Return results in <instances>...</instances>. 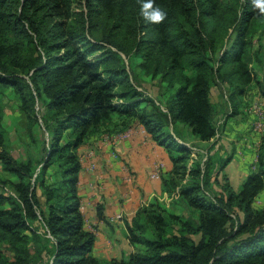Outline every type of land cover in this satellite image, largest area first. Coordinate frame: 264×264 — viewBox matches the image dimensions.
Masks as SVG:
<instances>
[{
  "label": "trees",
  "instance_id": "1",
  "mask_svg": "<svg viewBox=\"0 0 264 264\" xmlns=\"http://www.w3.org/2000/svg\"><path fill=\"white\" fill-rule=\"evenodd\" d=\"M144 2L86 0L85 13L72 0H0V88L15 90L31 125L42 102L51 137L36 174L33 162L10 153L0 113V163L17 181L0 177V188L13 192L0 190V242L13 255L7 260L0 251V264H264V207L255 208L264 192V155L238 191L225 174L213 197L205 187L233 154L194 161L167 130L180 122L201 142L217 138L214 82L229 85V117L239 114L246 88L259 81L254 64L264 62L262 46L253 50L264 14L253 0H154L167 15L149 23L140 14ZM99 29L103 38H89ZM132 75L160 78L164 103L140 91ZM115 115L134 118L168 149L173 169L162 177L164 191L193 214H174L158 201L141 208L127 225L135 252L100 261L80 209L77 150ZM54 164L62 171L50 184ZM98 216L104 220L102 206ZM43 234L47 243L33 254Z\"/></svg>",
  "mask_w": 264,
  "mask_h": 264
},
{
  "label": "crops",
  "instance_id": "2",
  "mask_svg": "<svg viewBox=\"0 0 264 264\" xmlns=\"http://www.w3.org/2000/svg\"><path fill=\"white\" fill-rule=\"evenodd\" d=\"M139 81L147 86L146 76H139ZM143 86L139 90L154 99ZM226 117L225 126L217 139L228 150V146H232L234 138L242 130L238 129L241 126L237 116ZM167 130H172L175 140L182 144L192 146L196 143L205 147L212 143L199 141L180 122L173 123ZM255 139L254 135L248 133L245 141L236 144L235 152H232L233 159L224 171L234 190L235 179L244 182L249 176L248 162L251 165L257 162L258 158H252L250 150ZM77 152L82 165L78 175V191L83 205L85 229L95 234L93 254L100 261L128 256L134 247L127 238V225L132 223L141 208L155 201L167 203L170 197L164 191L162 180L163 175L173 169L169 151L155 142L134 118L115 115L111 122L83 143ZM235 157L241 160H238L239 166L233 175L230 170L236 162ZM157 172L160 173L159 179L153 177ZM99 206L103 207L104 220L99 219Z\"/></svg>",
  "mask_w": 264,
  "mask_h": 264
},
{
  "label": "rangeland",
  "instance_id": "3",
  "mask_svg": "<svg viewBox=\"0 0 264 264\" xmlns=\"http://www.w3.org/2000/svg\"><path fill=\"white\" fill-rule=\"evenodd\" d=\"M72 1H73L74 9H78L86 13V8H85L86 0H72ZM258 27L259 30L256 33L255 37L253 38V43H254L253 50L258 51L260 49L259 45H261L262 50L264 51V24L259 25ZM102 35L103 34L100 29L93 30L92 35H89V38L99 39V38H103ZM235 36H236L235 32L231 30L227 37L229 38V41L228 39H226V42L228 41L227 42L228 46L231 45L232 41L235 39ZM225 48L223 46L218 51L217 56H220L221 53H223V51L225 50ZM123 58L125 59L124 56ZM125 60L127 61V59ZM253 69L256 78H258L259 80L258 81L259 83L257 81L253 82L250 86L246 88L247 92L241 98L242 100L240 101L239 99L241 105L240 110L242 112L241 113L239 112L241 116L239 114H238L239 116L237 115V120H239L238 123L241 126V128L238 127V129L242 130V132L240 134L238 133V136L234 138V141L232 142V146H228L229 148L228 150L222 146V144L219 142L217 138L210 145H206L205 147H200V145L196 143H194V145L192 146L185 144L189 149V152L191 154V159H193L194 161L205 162L209 156H212L214 154H217L222 158H226V156L232 154V152H235L237 143L240 144L242 141H245V138L247 137L248 133L249 135L250 134L254 135V137L256 138L250 149L252 152V158L253 157L258 158L261 153L264 155V127L262 128L261 132H257L255 130V127L257 125V119L256 120L253 119L256 118V116L251 112L252 108L256 106L261 105L264 108V62H262V64H258V63L254 64ZM132 80L135 85H138L139 87L143 86L140 83V81L136 79L134 75H132ZM146 83L147 86H143V89L145 91H148L153 96L154 99H156L161 104H163L164 101L166 100V95L165 97H163L164 91L167 90L166 85L161 83L160 78L151 79L147 77ZM228 86L229 85L227 84L214 82V85L212 86L211 89V101H213L212 103L217 111L215 124L219 133H221L223 127L225 126V123L227 121L226 116H229V114L232 112L231 102L229 101L231 92ZM36 109H37L39 122L35 125H31L28 119L26 118L25 114L21 111L20 101L15 93V90L12 87L0 88V113L3 114V128L5 130L6 143L10 150V153L18 161L33 162L37 170L36 174H38L41 169L40 163L46 156V152L48 150L51 137L49 132L45 128V124L43 123L45 108L42 102L40 101L38 102ZM235 139H238V141L235 142ZM238 160H241V158L235 157L236 162L231 167L230 172L233 175H235V173L237 172V168L239 166ZM193 162L190 161L189 163L192 164ZM247 168L250 173L257 171L258 162H254V165H251V162H248ZM92 169H94V166H92ZM61 171L62 170L60 169L59 165L54 164V166H52L50 170H48L47 173L48 182L52 184L54 182L59 181ZM223 175H225V172L223 174L220 173L218 176L216 175V173H214L209 186L205 187V191L210 196L218 197L222 193L221 187L225 184L223 180ZM0 177L3 180L17 182L16 178L9 175L7 172L3 170L1 163H0ZM242 183L243 182H240L239 180L235 179L234 180L235 190H239ZM0 190H4L6 193L9 194L13 193L12 189L9 186L5 187V189L0 188ZM78 196H79V191H78ZM176 199L177 197L174 194L173 197L170 196L168 198L169 201L167 200V203H163V204H165L166 207L171 210L170 212L174 214L181 215L184 217H190L193 214V211L187 208L186 206H184V204H179V202H177ZM42 200L44 201V199ZM263 207H264V192L257 198L255 202V208L262 209ZM80 209L81 212H83L82 203L80 205ZM84 228H85V219H84ZM90 232L94 233L93 231ZM147 235L150 236V232L148 230H147ZM45 237L46 236L43 234L42 238H40L41 243L35 245V247L32 246L33 254H35L36 250L41 251L42 248L46 245L47 241ZM131 246L133 245L131 244ZM135 250L136 247H134V251L132 253H134ZM0 251L3 253L4 257L7 260L13 259V255L8 250L7 246L5 244H2L1 242H0ZM131 254L116 260L120 261L123 259H128ZM32 264H40V263L36 262Z\"/></svg>",
  "mask_w": 264,
  "mask_h": 264
},
{
  "label": "clouds",
  "instance_id": "4",
  "mask_svg": "<svg viewBox=\"0 0 264 264\" xmlns=\"http://www.w3.org/2000/svg\"><path fill=\"white\" fill-rule=\"evenodd\" d=\"M154 0H146L141 4L140 14L144 20L149 23H160L167 15L165 11L159 6H153ZM253 7L259 8L260 12L264 14V0H253Z\"/></svg>",
  "mask_w": 264,
  "mask_h": 264
},
{
  "label": "built area",
  "instance_id": "5",
  "mask_svg": "<svg viewBox=\"0 0 264 264\" xmlns=\"http://www.w3.org/2000/svg\"><path fill=\"white\" fill-rule=\"evenodd\" d=\"M251 112L256 116L257 119V125L255 127V130L257 132H261L262 128L264 127V108L260 105V106H256L254 108H252ZM156 179L160 178V173H155V175L153 176Z\"/></svg>",
  "mask_w": 264,
  "mask_h": 264
}]
</instances>
